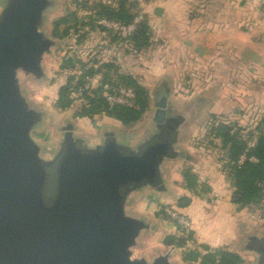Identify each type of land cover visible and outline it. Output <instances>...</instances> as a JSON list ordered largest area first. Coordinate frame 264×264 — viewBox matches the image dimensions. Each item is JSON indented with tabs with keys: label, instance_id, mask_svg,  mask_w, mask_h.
Instances as JSON below:
<instances>
[{
	"label": "water",
	"instance_id": "water-1",
	"mask_svg": "<svg viewBox=\"0 0 264 264\" xmlns=\"http://www.w3.org/2000/svg\"><path fill=\"white\" fill-rule=\"evenodd\" d=\"M51 5L6 0L0 11V264H175L170 251L134 257L155 224L128 206L144 189L170 192L163 167L191 158L178 145L204 101L179 108L163 85L151 129L134 142L106 127L93 144L67 122L55 154L45 158L32 136L45 112L25 95L20 73L45 76L43 61L55 41L42 23ZM243 230L244 244L235 248L264 264V235Z\"/></svg>",
	"mask_w": 264,
	"mask_h": 264
},
{
	"label": "rangeland",
	"instance_id": "rangeland-1",
	"mask_svg": "<svg viewBox=\"0 0 264 264\" xmlns=\"http://www.w3.org/2000/svg\"><path fill=\"white\" fill-rule=\"evenodd\" d=\"M51 1L52 5L44 13L42 30L55 41V44L43 61L45 76L36 78L24 74V72L20 73L25 95L36 108L45 112V121L32 131V136L42 146L45 158L55 154L62 134L61 128L67 122L76 125L77 132H83L85 130L83 126L87 124L98 128L110 124V120L105 114L79 116V113L83 109L89 108L91 104L85 96H76L75 87L78 85L75 82L76 77L79 78V83L87 75L95 77L99 82H109V79L121 82V76L124 74L134 76L145 86L150 94L149 109L140 121L134 123L132 128L122 124L119 126L121 129L119 133H125L131 142H134L137 136H141L149 128L151 129L156 108L155 94L161 86L167 87L170 102L179 108H184L200 98L191 79L187 80L186 77L178 79L176 85V82L169 76L163 77L164 73H155L158 65L154 59H151L152 56L150 57L148 54L149 50L151 54L153 49L163 45L170 35L167 34V28L165 29L164 25L155 24L153 21L156 18L151 9V5L155 3L153 0H128L129 5L132 4V12L136 14L135 18L140 16L142 17L141 21L147 19L151 26L150 45L141 51L132 48L131 36H125L114 27L100 23V20L107 18L97 15L98 3L104 1L116 6L118 0ZM196 2L198 0L190 6L193 12H196L197 9ZM5 3L6 0H0V11ZM64 18L66 22L63 20ZM107 20L116 21L114 19ZM162 68H164L163 65ZM191 74L189 77L192 76ZM200 83L205 85L208 82ZM240 83L238 80L231 82V87L233 86L231 96L223 99L225 101H222L221 105L207 111L204 108L209 102L203 104L191 123L184 129L183 139L188 140V145H184L182 142L178 145L192 157H196L198 152H202L203 156L208 158V164L212 167L213 172L225 178L229 188L228 196L235 200H237L235 188L224 168L226 152L221 148V139L216 137L212 129L219 123L233 125L235 130H238L248 140L249 148L255 145L260 134L257 128L261 126L264 131V96L257 93L252 96L241 95V91L236 89ZM65 85L69 86V96L73 100V105L68 110L62 111L57 107L56 101L60 88ZM94 94L91 92L88 96L92 97ZM202 100H206V98ZM79 122L83 123L79 126ZM86 138L90 143L96 142L89 135H86ZM167 165L166 182L171 188L170 192L161 193L147 188L136 194L131 200L140 201V205L155 202L159 215L157 221L147 217L151 224H155V228H150L141 236L138 245L133 248L134 257L144 256L152 259L160 253L170 251L175 264H198V262L183 259L184 255L189 253L192 248L198 249L202 253L207 252L195 237L190 214L183 212L188 205L184 203L186 199L191 201V199L199 197L210 196L209 198L212 200L219 198L215 196V192H211V185H209L211 179L216 180L217 178L216 176H212L210 179H199L198 177L196 187L189 189L186 187L187 180L183 173L188 169L195 172L192 163L182 158L173 163H167ZM223 177L220 179L223 180ZM135 206V202H133L131 210ZM166 208L184 215L189 220L191 227L187 229L177 219H173L166 212ZM241 209H243L244 217L239 221L238 244H244V228L264 235V201L261 204ZM170 235L183 238L185 245L180 247L177 243L165 244L164 239ZM190 235L191 238H189ZM236 250L243 257L242 264H255V256L252 252L244 249Z\"/></svg>",
	"mask_w": 264,
	"mask_h": 264
},
{
	"label": "crops",
	"instance_id": "crops-1",
	"mask_svg": "<svg viewBox=\"0 0 264 264\" xmlns=\"http://www.w3.org/2000/svg\"><path fill=\"white\" fill-rule=\"evenodd\" d=\"M195 1L153 0L155 3L151 9L156 17L153 21L164 25L170 35L151 54L149 50L148 54L158 65L155 73H164L163 77L169 76L176 85L178 79H191L200 99L206 98L204 104L209 102L204 108L207 111L231 96V82L235 80L241 82L236 88L241 95L257 93L264 96V0H198L196 12H193L190 6ZM157 7L162 8L161 14L156 13ZM189 74L192 76L189 77ZM200 82L208 83L204 85ZM108 120L109 126L101 128L84 125L83 133L97 141L104 128L112 127L118 135L127 138L125 133H119L122 123L111 117ZM133 125L127 127L132 128ZM181 142L188 145L186 139ZM183 158L192 163L199 179L217 178L211 179L209 185L211 192L219 198L212 200L206 196L191 199L183 210L191 216L197 241L210 248L228 247L235 251L239 221L244 217L243 209L228 196L227 181L213 172L202 152L190 159ZM167 163L163 167L165 176ZM137 201H131L128 206L132 214L158 220L155 202L140 205ZM133 202L138 209L135 206L131 210Z\"/></svg>",
	"mask_w": 264,
	"mask_h": 264
},
{
	"label": "trees",
	"instance_id": "trees-1",
	"mask_svg": "<svg viewBox=\"0 0 264 264\" xmlns=\"http://www.w3.org/2000/svg\"><path fill=\"white\" fill-rule=\"evenodd\" d=\"M98 16L107 19H114L123 24H129L136 14L132 12V4L128 0H118L117 5L113 6L104 1L98 3ZM66 22V19H63ZM151 26L147 19L138 24L136 31L130 37L132 48L141 51L150 45ZM121 82L111 81L113 85H125L132 87L136 92V106H113L109 107L106 100L97 93L90 97L85 95L91 106L83 109L79 116L85 117L97 113L105 114L114 118L120 123L130 126L140 121L150 107V94L134 76L122 75ZM82 84V81L77 86ZM56 105L62 111L68 110L73 105V100L69 96V86L60 88ZM260 132L253 147H248V140L242 136L233 125L219 123L213 127L212 132L221 139V148L225 150L224 168L235 188L236 202L240 208L251 205H258L264 201V131L261 126L257 128ZM245 158L241 160V156ZM187 180L186 187L194 189L198 183V176L191 169L183 173ZM192 236L190 235L189 238ZM165 244L172 245L177 243L180 247L185 245L183 238L167 236ZM207 252L202 253L198 249L192 248L189 253L184 255L185 261L198 262V264H242L243 257L228 247L212 249L209 246L201 245Z\"/></svg>",
	"mask_w": 264,
	"mask_h": 264
},
{
	"label": "built area",
	"instance_id": "built-area-1",
	"mask_svg": "<svg viewBox=\"0 0 264 264\" xmlns=\"http://www.w3.org/2000/svg\"><path fill=\"white\" fill-rule=\"evenodd\" d=\"M142 17H136L131 23L123 24L118 21H110L107 19L100 20V23L105 26H111L115 29L119 30L125 36H132L137 29L139 22ZM79 78H75V82L79 83ZM100 93L109 107L113 106H128L134 107L136 106V92L132 87L125 85H113L109 82H99L95 77L87 75L84 80H82V84L75 87V93L77 97H84L89 93ZM245 158V155L241 156V160ZM166 212L170 214L173 219H177L181 225L185 228L189 229L191 224L189 220L182 214H178L173 210H169L166 208Z\"/></svg>",
	"mask_w": 264,
	"mask_h": 264
}]
</instances>
